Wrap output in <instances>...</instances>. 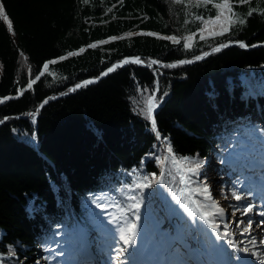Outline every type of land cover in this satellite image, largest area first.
I'll return each mask as SVG.
<instances>
[{
	"label": "trees",
	"instance_id": "1",
	"mask_svg": "<svg viewBox=\"0 0 264 264\" xmlns=\"http://www.w3.org/2000/svg\"><path fill=\"white\" fill-rule=\"evenodd\" d=\"M219 2L0 0V264H50L58 235L63 242L76 219L90 228L98 203L125 209L131 194L145 208L159 206L161 172L179 184L171 160L159 162L167 145L188 158L184 166L202 162L206 175L226 155L225 140L264 129V0H232L238 17L256 11L226 34L200 39ZM229 42L249 47L179 63ZM129 57L146 65L128 63L70 91ZM157 79L162 145L143 114ZM144 176L152 186L136 188Z\"/></svg>",
	"mask_w": 264,
	"mask_h": 264
},
{
	"label": "rangeland",
	"instance_id": "2",
	"mask_svg": "<svg viewBox=\"0 0 264 264\" xmlns=\"http://www.w3.org/2000/svg\"><path fill=\"white\" fill-rule=\"evenodd\" d=\"M219 10V9H218ZM220 11V10H219ZM232 11L234 12L233 6ZM227 15V12L225 13ZM223 20V17L221 18ZM210 19L204 20L208 21ZM203 21V27L202 29H208L211 28L215 31L220 30V24L217 23L216 25H206ZM234 25V24H233ZM232 25V26H233ZM201 31L199 32V36L201 39V36L205 39L212 38L216 36L209 35L208 31ZM227 33V32H226ZM224 33V34H226ZM219 36V35H217ZM188 38V37H187ZM185 38V40H187ZM193 40V37H191V40ZM250 156L247 161V163L243 166V169L241 170H230L225 169L222 172V175L216 176V175H210L209 178H211V189H212V195L216 198V207H214V212L217 211L218 208H223L225 210L224 215L227 217L228 229L231 231L232 237H230L235 243H237L238 248H244L247 247L250 251L244 252L239 251L238 249H234L232 247L229 254L231 255V260L235 262H243V257L246 256L247 259H249L250 252H252V249H260L259 253L261 254L262 251L264 252V245H261L259 241L264 238V225L260 224L261 221H264V216H261L260 213L264 212V189L262 186H264V172L262 174L263 181L258 182L255 179V173L253 172L254 166L260 167L263 169L264 165V149L262 147H251ZM195 173L189 172V177L194 176ZM209 185V184H208ZM239 194L242 199L240 201L235 200L233 194ZM201 198V197H199ZM204 198V196H203ZM248 204L254 205V211L252 213H249L245 215L243 213L244 207H246ZM182 209L180 208L178 210V216L179 218L182 216ZM233 212H235V215H233ZM177 213V210H176ZM178 218V219H179ZM178 219L174 220L175 222L178 221ZM251 219L253 221L252 228L250 230V234H241L244 227L247 226V221ZM245 221L243 225L240 227H237V223L239 221ZM259 225V226H258ZM143 234V232H142ZM146 240H148L147 244L150 249L156 250L155 256L157 260H167V258H170L169 264H193L197 263V259L199 261H206L208 259V251L211 249L213 245V240H210L209 242H203L201 244H193L192 242L187 243L181 233L174 234L170 239H161L159 237H156L155 235H149L146 234ZM88 237L94 240L95 243H92L90 247L87 249L90 252H98L100 249L102 250L106 245H109V247L114 246V239L113 237H110L109 239H105V244L100 239V236H95L88 234L85 231L79 232V234L76 237V245H74L72 248L69 246L64 247H58V250L52 249L48 254L50 255L52 259L53 264H78L79 263V257L81 255L85 254L84 244L87 243ZM137 238H139V235L137 233ZM255 238L257 243L255 246L249 243L251 239ZM108 241V244L106 242ZM170 242H173V247H168V244ZM246 242L247 244L242 247L241 244ZM135 246V245H134ZM145 246V245H144ZM168 247V248H167ZM146 248V246H145ZM144 248V249H145ZM178 249L183 250L180 255H178ZM128 252H132V261H135L137 257L138 251L128 250ZM62 253V254H61ZM178 256H181L180 259ZM182 259L184 263H182ZM108 260V259H107ZM260 262V260H259ZM36 264H48L47 260H42L41 262H38Z\"/></svg>",
	"mask_w": 264,
	"mask_h": 264
},
{
	"label": "snow or ice",
	"instance_id": "3",
	"mask_svg": "<svg viewBox=\"0 0 264 264\" xmlns=\"http://www.w3.org/2000/svg\"><path fill=\"white\" fill-rule=\"evenodd\" d=\"M84 2L86 3L87 0H84ZM173 2L174 3H184V0H173ZM188 2L192 3V0H188ZM195 2L197 5H199L201 3L207 5L209 3H212V0H195ZM237 2L243 4V3H247L248 0H237ZM214 6H215V8L219 9L220 11L218 12V14L214 18H212L208 21H204V23L206 25H209V24L216 25L217 23H219L220 24V30L215 31L211 28L202 29V31H205V30L208 31L209 35H211V36L223 35L224 33L228 32L230 27L235 23H239L240 25H243L246 22V17L251 16L253 14V12L256 11V9H252L245 14V17L241 18V17L236 16V14L232 11V0H221V2L216 3ZM3 12H4L3 7L0 6V15H2ZM226 12H227V15L225 14ZM261 14L264 15V12H262ZM222 17H223V20L221 19ZM5 19H6V17H5ZM197 19H202V18L197 17ZM127 35L130 36V35H132V33H128ZM147 35H155V34L154 33H147ZM112 39H116V37H113ZM166 39H170V40H173V41L179 43V41L177 40V38L175 36L166 37ZM187 39L191 40V37H188ZM201 39H204L203 35L201 36ZM228 46H229L228 43H221V44H219V46L212 48V51L213 52H219L222 48H226ZM239 46L242 48L249 47V45H246L243 42H239ZM90 47H95V45H90ZM184 47L187 49V48H190L191 45L189 43H185ZM251 47H255V45H251ZM204 55L206 56V55H208V53L205 52ZM200 59H202V56H199V55L195 56V60L198 61ZM131 62L132 63H142V61L139 58H135ZM122 63L126 64V63H129V61L124 60V61H122ZM152 63L155 64V63H157V61H152ZM179 63L180 64H191V63H193V60H190V59L189 60H181V61H179ZM175 66H176L175 64L168 65V67H175ZM44 67L47 68L48 65L45 64ZM116 67H118V65H113L112 67L108 68L107 72L104 73V75H107L108 73L113 72ZM39 79H40V77L37 76L36 80H39ZM33 83H35V80L31 81L29 83L28 87L31 88ZM90 83H93V81L89 80V81L84 82L85 85L90 84ZM82 86L83 85H81V84H77L75 87L80 88ZM74 90L75 89H70V91H74ZM20 94L21 95L23 94V90H21ZM5 99H7V98H5ZM154 101H155V96L150 97L146 101V110L143 112V114H144L145 118L151 122V128H152L153 132L156 134L157 139H160V133L157 131L156 120H155L154 115H153V109L156 106ZM0 102H2V101H0ZM29 115L34 116V113H29ZM4 119L6 120L8 118L5 117ZM3 122H4V120H0V123H3ZM167 152L169 154H172L173 149H172L171 145H167ZM168 159H169V157L165 156L164 159L160 160L159 162L161 163V165H163L164 161L168 160ZM172 159H173L174 163H177V164L180 163L179 161L176 160V158L174 156L172 157ZM183 159L185 161H187L188 158L185 157ZM201 166H202V162H196L194 164V166L189 167L187 169V171L191 172V173H196L201 168ZM162 175H163V171L161 172V176ZM153 179H155V174H153ZM162 182H163L162 180L156 181V183H158V184L162 183ZM181 183H184L183 178L181 179ZM151 186H152V184H151L150 178L148 176H144L143 181L141 183H138L136 185V188L144 189V188H149ZM194 191H198L201 195H203L205 200H208V201L213 200L210 188L206 184L202 185L199 189L194 190ZM173 195H175V194H173ZM233 195H234L235 200H237V201H240L242 199V197L239 194L234 193ZM129 199H131L133 201V203L128 206V211H131L134 209H139L141 207V204H140V202L137 201V197L135 195L130 196ZM176 202L178 204H180V206L183 207L187 211V205L184 204L182 202V200L177 199ZM97 207H100L102 209V211H107V209L102 204L98 203ZM112 207H114L116 209V211L120 212L121 214H123L125 212V209L123 207H121L119 204H114V205H112ZM210 207H216L215 203L211 204ZM253 211H254V205H252V204H248L243 209V213L245 215L252 213ZM224 212H225V210L223 208H217L216 214L222 217L224 215ZM108 214L111 217V219H109L108 223L115 225L114 231L116 233H118L119 241H121L123 243V245L125 246V247H121V248L117 249V257H116L118 264H123V261L120 259V254L126 253L128 251L129 247H132L137 243L138 225L135 222H130L128 220H125L123 218V215H113L112 213H108ZM188 215L192 216L193 213L191 211H189ZM233 215H235V212H233ZM260 215L264 216V212H261ZM206 218L207 217H205V216H201V219H206ZM135 219L139 220V216H136ZM244 223H245V221L241 220L237 223L236 226L240 227ZM260 224L264 225V221H261ZM252 225H253V221L251 219H249L247 221V226L243 228L241 234L242 235L246 234V233L250 234V230L252 228ZM210 226L215 227V224H212ZM225 227L227 229V225ZM231 235L232 234L229 231L225 230L222 235H217L216 238L219 240L222 238L230 237ZM249 243L252 244L253 246H255L257 241L255 238H253L249 241ZM259 243L261 245H264V238H262L259 241ZM227 244L234 249H238L239 251H244V252L250 251L247 247L238 248L237 243H235L231 238L227 239ZM12 254L14 255V253H12ZM260 264H264V259L260 260Z\"/></svg>",
	"mask_w": 264,
	"mask_h": 264
},
{
	"label": "bare ground",
	"instance_id": "4",
	"mask_svg": "<svg viewBox=\"0 0 264 264\" xmlns=\"http://www.w3.org/2000/svg\"><path fill=\"white\" fill-rule=\"evenodd\" d=\"M214 242L215 243L213 245V248L209 252V255L214 258V261L212 260V262L215 263V264H232V262L230 260V257H228V259L224 260L223 262L221 261V258H223V257H221L220 251H224L225 252L227 250L225 247L220 245V242L222 243L223 241L220 240V239L218 240L217 238L214 237ZM218 242H219V245H218ZM150 256L152 258V253L149 255V257Z\"/></svg>",
	"mask_w": 264,
	"mask_h": 264
},
{
	"label": "water",
	"instance_id": "5",
	"mask_svg": "<svg viewBox=\"0 0 264 264\" xmlns=\"http://www.w3.org/2000/svg\"><path fill=\"white\" fill-rule=\"evenodd\" d=\"M244 43V42H243ZM229 44V46H232V45H238L239 44V42H229L228 43ZM245 44V43H244ZM228 46V47H229ZM222 49H224V48H222ZM221 49V50H222ZM208 53V55L210 54V53H213V51L212 50H210L209 52H207ZM202 56V59L205 57V55L203 54V55H201ZM207 56V55H206ZM133 59H135V57H129V58H126L125 60H128L129 62H131ZM201 60V59H200ZM200 60H198V61H200ZM197 60H193V63H196V62H198ZM193 63H191V64H193ZM116 65H118V67H121V66H123L124 64L123 63H120V64H116ZM118 67H116V68H118ZM115 68V69H116ZM106 73V72H105ZM109 74V73H108ZM107 74V75H108ZM107 75H104V74H102L101 76H100V78H98V79H91V81H93V83H96V82H98L99 80H101L102 78H104V77H106ZM93 83H90V84H93ZM90 84H87V85H90ZM81 85H83V86H85V84H84V82L83 83H81ZM82 86V87H83ZM160 86V85H159ZM159 86H157V89H156V91L159 89ZM82 87H80V88H82ZM80 88H76V87H74V89L76 90V89H80ZM154 103H155V101H154ZM156 105V104H155ZM156 109V106L154 107V109H153V113H154V110ZM154 115V114H153ZM154 118H155V116H154ZM158 131V130H157Z\"/></svg>",
	"mask_w": 264,
	"mask_h": 264
}]
</instances>
